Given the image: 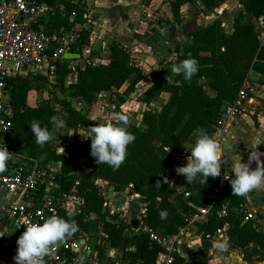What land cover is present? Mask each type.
Listing matches in <instances>:
<instances>
[{"label":"trees","instance_id":"obj_1","mask_svg":"<svg viewBox=\"0 0 264 264\" xmlns=\"http://www.w3.org/2000/svg\"><path fill=\"white\" fill-rule=\"evenodd\" d=\"M39 1L54 10V14H49L44 21L50 34L87 21L84 16L88 0ZM151 1L144 0L146 5ZM197 1L202 13L208 15L215 12L225 0ZM239 3L241 9L233 16V30L223 35L221 50L220 19L203 22L188 32L182 45L175 47L176 60L160 72L151 74L150 84L141 102L149 106L167 95L166 102L159 112L151 109L145 111L139 126L127 122V130L135 139L127 146L126 158L118 169L104 163L97 164L90 155V142L79 141L78 130L81 126L90 127L100 123L89 117L88 113L78 110L72 100L80 98L89 109L98 101L100 94L114 93L128 84L122 94H116L117 108L123 105L144 80V69L128 48L113 41L109 45L107 63L90 65L85 72L75 75L74 82L69 84L66 64L60 65L59 82L54 88L59 96H54V100H43L36 106L29 105V94L32 91H44L47 77L30 73L7 80L6 90L13 118L9 133L1 138L2 144L14 149L25 160H36L44 165L62 160L63 166L59 167L62 189L70 191L78 183L79 194L84 199L79 215L63 218L76 222L77 233H90L93 226L96 238L105 243L99 246L101 254L108 246L116 250L120 259L127 264H156L163 249L150 240L147 232L132 230L123 218L120 219L119 213L110 214L100 182H105L116 193L128 192L145 198L147 204L142 221L147 228L163 235L178 234L186 226V217L196 211L195 207L206 208L209 205V195L219 183L221 175L215 178L209 176L205 183L197 178L176 192L174 165L184 145L194 143L198 128L214 136L223 107L235 101L250 73H264V46L259 40L263 30L258 23L261 19L264 23V0H239ZM184 4L185 0L170 3L173 21L171 31L183 23L181 8ZM89 34V30L83 31L81 39L72 46L73 51L88 45ZM189 57L197 60L198 71L190 80L184 81L181 75L172 73L171 68ZM177 80L181 81L180 86L176 85ZM54 115L65 120V127L56 131L53 140L40 147L35 143L29 125L39 121L41 126L51 130L53 125L50 117ZM65 129L74 133V141L63 146L67 155L57 150V143L62 139ZM186 192L190 194L188 198H185ZM253 193L254 189L246 196L233 195L229 184L227 192L219 198L210 213L195 225L203 239L200 251L190 259L176 254V263L209 264L210 240L224 222L218 217L217 211L224 204L239 208ZM161 210L168 213L165 219L159 216ZM230 221L231 228L227 233L229 246L246 247L257 242L264 249V234H260L258 227L251 221L242 223L240 217L235 218L233 215ZM99 233L104 236H99ZM259 237L262 238L261 242L257 241Z\"/></svg>","mask_w":264,"mask_h":264},{"label":"built area","instance_id":"obj_2","mask_svg":"<svg viewBox=\"0 0 264 264\" xmlns=\"http://www.w3.org/2000/svg\"><path fill=\"white\" fill-rule=\"evenodd\" d=\"M49 10V6L39 0H0V147L4 146L1 138L9 133L13 118V109L9 104V94L6 90L7 80L30 73L43 74L47 77L44 91H52L59 82L60 65L66 64L69 71L68 78L85 72L92 64H98L91 57V49L88 45L73 51L72 46L81 39L83 33L79 26L62 29L54 34L48 32L44 21L48 17ZM261 30L263 31L259 40L261 46H264V23L261 25ZM67 53H76L79 58L66 60ZM255 89L256 85L248 77L242 84L235 101L223 107L215 136L219 135L220 139L224 140L230 135L234 122L244 113L246 107L253 103L251 95ZM103 94L105 93L100 94L99 97ZM119 109L122 115L127 117L128 123L140 125L141 114L134 118L125 110L124 104ZM115 118L113 121L118 122ZM79 141L88 143L90 138H81ZM7 150L12 154L6 171L0 173V190L21 197L20 201L7 205L6 217L9 222L16 226L19 224V229L23 232L25 222L42 223L51 215L73 218L81 213L84 199L79 194L78 183L70 191L63 190L59 167L55 166V163L44 165L36 160H25L14 149L7 147ZM57 150L58 153L67 155L64 148ZM230 176L221 175L219 183L209 195V205L206 208L195 207L196 211L186 217V226L181 228L178 234L163 235L145 225L139 229L147 232L150 240L163 249L158 255L156 264H177L175 255L182 237L189 236V229L202 222L219 198L227 192L229 188L227 179ZM103 195L105 197V193ZM184 195L185 198L190 196L188 192ZM116 213L115 210H110L111 215ZM217 215L224 222L213 238H223L231 228L232 215L235 218L240 217V221L245 223L255 218L256 210L247 202L239 208H231L228 204H224L217 211ZM98 235L104 236L103 233ZM93 238L88 233L75 232L52 245L49 253L42 258L41 264H79L77 257L81 254L85 257L84 264H127L120 259V254L116 250L108 246L101 254L99 246L105 243L99 238Z\"/></svg>","mask_w":264,"mask_h":264},{"label":"crops","instance_id":"obj_3","mask_svg":"<svg viewBox=\"0 0 264 264\" xmlns=\"http://www.w3.org/2000/svg\"><path fill=\"white\" fill-rule=\"evenodd\" d=\"M173 1L175 0H152L149 5H146L144 0H88L86 2V13L84 17L87 19L86 23L90 24V29H88L90 32L88 47L91 49V57L98 63H107L110 55L109 45L113 41H118L131 51L136 60H144L143 67L139 62L143 69L150 67L148 66L149 62L151 66L157 68L160 66L159 63H161L160 60L163 56L167 59L166 61H175L176 53H174L175 48L173 47L182 45L186 41L187 34L190 30L212 19H220L219 36L221 50V39L223 35L231 33L233 30V17H229L227 12L228 4L230 1L239 3V0L226 1L215 12L208 15L202 13L201 5L197 0H185V4L181 8L183 23L178 27L179 30L174 31V33H169L166 37L161 36V39L164 38V40H161L159 35L157 39V35L146 32L143 9L158 5L169 11L168 16L171 19L170 3ZM229 6L234 8L235 5L230 3ZM49 9L52 8L49 7ZM72 20L73 18H71ZM258 23L261 26L263 20H259ZM79 25L76 24L73 27H78ZM139 46L146 48L145 51L150 48V53L138 54ZM160 55H162L161 58ZM65 58L66 60H70L79 58V56L76 53H67ZM249 77L256 85V89L251 95L253 103L248 105L244 113L234 122L231 133L226 139H220L219 135L213 136L221 144V175H231V157L234 155L242 156V160L247 162L250 153L252 155L260 154L259 161L256 162L253 160L250 163V167L254 169L257 163H261V166H264V148L261 146L264 143V73L252 71ZM74 78V76L68 77L69 83L74 82ZM30 100L28 98L30 106L37 105H33ZM128 105L129 101L126 100L124 103L125 108ZM185 145L192 146L193 143H186ZM184 147L179 153L178 159L182 157L181 160H185L190 154ZM8 164L9 160L7 161V166ZM180 181L182 182V178ZM106 186L108 192L106 193L107 198L105 197V199L107 205L111 206V210L119 213L121 218L128 217V223L132 230L137 231L141 229L144 225L142 215L147 204L146 199L139 195H131L128 192L116 193L107 184ZM20 200L21 197L18 194L0 190V231H3L5 234L0 236V246L4 243L11 249L9 253L0 252V264H15L13 260L17 248L15 238H18L22 231L19 227L16 228V225L8 221L6 208L9 203ZM120 205H123V207L128 205L127 211L125 212L122 207L120 208ZM138 210L141 211V217L138 223H135L131 220L130 215L135 214ZM122 212L125 214H122ZM254 226L258 227L259 230L261 229L264 234V226L261 223L254 224ZM12 228H16V232ZM228 241V236L223 238L216 237L210 240L211 245L208 250L209 264H264V249L259 243L254 242L246 247H231L228 245ZM202 243L203 239L197 233L196 226L191 227L189 229V236L182 237L178 244L177 254L184 259H190L200 251Z\"/></svg>","mask_w":264,"mask_h":264},{"label":"clouds","instance_id":"obj_4","mask_svg":"<svg viewBox=\"0 0 264 264\" xmlns=\"http://www.w3.org/2000/svg\"><path fill=\"white\" fill-rule=\"evenodd\" d=\"M171 71L188 81L198 71V62L189 57L174 64ZM175 83L180 86L181 81L177 80ZM115 119L118 123L106 122L88 127V134L83 136L90 138V155L95 158L97 164L104 163L118 169L126 158L127 146L135 137L127 130L125 115L118 114ZM50 122L53 125L51 130L47 126H41L39 121H33L29 125L35 143L40 147L53 140L56 131L66 124L63 118L55 115L50 117ZM196 132V139L188 151L190 155L186 157V164L176 167L175 171L183 175L188 183L197 178H201V182L205 183L209 176L215 178L221 175L222 149L220 142L203 128H198ZM11 154L5 144L0 147V173L6 171ZM259 155L250 153L247 162L239 155L231 157V176L227 180L233 195L246 196L253 189L264 187V166L257 163L254 169L250 167L253 160L259 161ZM55 166H63L62 160L56 161ZM167 214L166 210L159 212L161 219H165ZM19 226L18 224L16 228ZM24 226V231L16 240V254L13 257L15 264H41L42 258L49 253L52 245L78 231L74 220L57 215L47 217L42 223L25 222ZM3 235V231H0V236ZM84 259L83 254L77 257L79 264H84Z\"/></svg>","mask_w":264,"mask_h":264},{"label":"rangeland","instance_id":"obj_5","mask_svg":"<svg viewBox=\"0 0 264 264\" xmlns=\"http://www.w3.org/2000/svg\"><path fill=\"white\" fill-rule=\"evenodd\" d=\"M226 1H230V0H225L224 2H226ZM230 3L235 5L234 8L229 6ZM229 4L227 7V12L229 14V17H233L241 9V4L238 2L234 3V1H230ZM168 12L169 11L163 9L162 7H159L158 5H154L152 7L149 6L147 9H143V14H145L144 18H145V22H146L145 23L146 32H151V33H153V35H157V39L159 38L158 35L160 36V39H161V36L166 37L169 35V33H174V31H171V26L173 24L172 17H171V19L169 18ZM49 13L54 14V10L50 9ZM178 27L179 26H176V30H179ZM79 28L85 32V30L90 29V24H88V23H86L84 25L80 24ZM161 40H164V38ZM173 48H175V47H173ZM138 49H139L137 51L138 54H140V53L147 54V53H150V51H151L150 48H149V50L147 49V51H145L146 48H143L141 46H139ZM164 52L166 53L165 50H164ZM170 53H171V51H170ZM161 57H162V55H160V58ZM166 60L167 59H165L163 56V58L160 60L161 63H159L160 66H158L157 68H155V66H151L150 62L149 63L147 62L148 66H150V67H146L144 69V80L141 81L137 85L135 92H133L132 94H130L127 97L126 100L129 101V105H128V107L125 108V110L130 112V114H132V116L134 118L138 114L139 115L141 114V116H142L144 114V112L149 110V109L159 112L161 107L163 106V104L166 102L167 95L162 96L158 101L152 103L149 106H146L145 104H143L141 102V97H142L143 93L145 92V89L147 88V86L150 84L151 74L158 73L162 70L163 67H165V66L167 67L171 64L170 61H166ZM137 62L138 63L140 62L141 66L143 67L142 64H143L144 60L142 61L141 59L140 60L137 59ZM67 83L69 84L68 78H67ZM127 86H128V84L125 85V87L123 89H121L119 91H115L114 93H105L102 97H99L98 101L89 109L87 108L86 104L83 103V101L80 98L73 99L72 104L78 110H82L85 113H88L89 117L98 121L100 124L106 123L109 121L112 122L116 115L123 114L120 111L121 109H116L117 105H118V99H117L116 94H122L124 89ZM29 95H30L29 100L31 98L30 102L33 105H36V104H38L41 101L46 100V99L54 100V96H56V95L59 96V93H58L57 89H54L52 91L37 90V91H33ZM88 130H89L88 127L81 126L78 130L79 139H81V138L84 139L85 137L83 135H87ZM73 136H74V133L72 130L65 129L62 133V139L60 140L59 143H57L58 148L62 149L64 145L71 143V141H74ZM244 145H248V144H244ZM261 146H262V148H264V143ZM191 147L192 146L185 145L184 149H186L187 151H190ZM242 147H244V146H242ZM178 158H179V155H178ZM181 159H182V157H180V159L176 160L175 165H174L175 169L178 166H183L186 164L187 160L186 159L181 160ZM174 176H175L174 186H175L176 192H179L185 188L187 181L183 175L177 174L175 170H174ZM181 178H182V182L180 181ZM100 185H101L102 191H103V193H105V197H106V193L108 192V190H107L108 188H107L105 182H100ZM173 200H174V198H173ZM245 202L252 205L253 208H255V210H256V216L251 221V223L252 224L261 223L264 226V187L254 189V193L251 194L249 197H247ZM108 207L110 210L112 209L111 206H108ZM121 207L125 212L128 209V205H126L125 207H123V205H120V208ZM140 210H138L135 214L130 215L131 220L135 223L136 222L138 223V220L141 217V211ZM122 214H125V213L122 212ZM120 219H122V218L120 217ZM123 219L129 225V223H128L129 218L123 217ZM12 229L14 230L15 228H12ZM14 232H16V231L14 230ZM259 233L260 234L262 233L261 229L259 230ZM88 234L90 236L94 237L93 239H96L97 233L94 230L93 226H92L91 232ZM15 240H17V237L15 238ZM257 241L261 242L262 238L259 237ZM1 245L2 246H0V252L1 251H3L2 253L11 252V249L8 248L6 244L2 243ZM263 257H264V254H263Z\"/></svg>","mask_w":264,"mask_h":264},{"label":"water","instance_id":"obj_6","mask_svg":"<svg viewBox=\"0 0 264 264\" xmlns=\"http://www.w3.org/2000/svg\"><path fill=\"white\" fill-rule=\"evenodd\" d=\"M19 19V18H18Z\"/></svg>","mask_w":264,"mask_h":264}]
</instances>
